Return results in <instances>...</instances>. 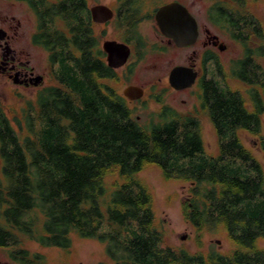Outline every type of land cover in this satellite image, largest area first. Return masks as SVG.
<instances>
[{"label":"trees","instance_id":"1","mask_svg":"<svg viewBox=\"0 0 264 264\" xmlns=\"http://www.w3.org/2000/svg\"><path fill=\"white\" fill-rule=\"evenodd\" d=\"M121 1L130 17L141 8L142 0ZM40 2L41 14L52 18L50 40L54 36L58 44L64 38L66 50L62 30L69 28L71 38L77 35L82 75L77 81L72 73L70 81L64 65L65 91L40 93L24 136L0 108V246L18 244L17 233H22L44 246L69 248L76 230L107 242L115 264H264L258 247L264 238V169L238 136L242 129L259 131L258 115L244 107L236 90L209 84L201 99L220 138L217 156L206 153L200 120L192 115L182 117L164 107L158 122L140 125L127 98L92 86L86 0ZM244 5L245 0H225L215 6L223 9L221 19L235 38L236 9ZM240 14L246 19L240 29L245 40L263 33L258 19L255 28L249 25L252 14ZM150 164L167 179L193 183L184 217L198 232L225 228L235 246L231 253L164 246L155 226L153 194L137 177ZM114 174L118 179L109 183ZM13 256L22 264H46L42 255L24 249Z\"/></svg>","mask_w":264,"mask_h":264},{"label":"flooded vegetation","instance_id":"2","mask_svg":"<svg viewBox=\"0 0 264 264\" xmlns=\"http://www.w3.org/2000/svg\"><path fill=\"white\" fill-rule=\"evenodd\" d=\"M170 2H180L195 17L198 25V36L195 42L180 46L173 38L162 32L156 15L161 6ZM192 2V0H168L159 4L155 3L156 7L146 10L148 0H142L139 2L141 8L137 14L130 17L128 10L122 8L125 1L118 0L115 8L107 5L113 10V16L106 22H100L93 19L91 8L103 3L90 6L86 0L87 7L83 12L90 19L89 69L95 90L99 87L100 91H118L108 83L120 77L130 79L137 72L138 67L144 65V61L149 56L157 58L152 65L153 68L148 69L158 82L153 87L154 90H159L160 87V91L184 93L199 87L201 91H204L212 82L220 83L218 75L223 68L222 55L226 50L225 45L222 38L213 31L211 25L209 26V18L208 22L203 18L205 15L210 17L209 8L206 6L200 9V13L203 14L201 17L193 10ZM40 3V0H0V91H32L37 102L43 91H65L66 69L64 65L68 66L70 81L72 73L75 80H80L81 62L83 61L77 35L74 33L72 37L74 40L70 43L72 38L69 28L64 30L63 24L60 27L67 35V49L64 50L61 45L64 43V38L59 40L58 44H55L54 36H51L50 40L48 23L52 18L41 14L43 10L38 8L41 6ZM236 12H238L236 41L246 48L242 56L236 57V92L242 98L244 107L258 115V127H260L257 132L242 130L260 134L264 120V24L252 9L238 7ZM242 12L253 15L248 18L252 28L256 27L258 19L260 30L263 33L258 36V33L254 32L249 39L245 40L240 32V29L246 25V19L240 14ZM222 15V8H213L211 11V19L220 27L224 26ZM148 22H153L156 40H152L150 35L142 31V25ZM111 26L116 31L115 36H107V28ZM108 41L112 42L114 47L129 50V55L121 64V59L110 62V53L104 47ZM256 41L260 44L259 46H256ZM172 53H175L176 58L180 60L173 63L168 60V56ZM178 67L185 68L188 73H197L196 81L192 86L176 88L171 84V73ZM129 85L140 86L145 92L148 91V85L133 82L128 83L122 91ZM1 98L0 93V103Z\"/></svg>","mask_w":264,"mask_h":264},{"label":"rangeland","instance_id":"3","mask_svg":"<svg viewBox=\"0 0 264 264\" xmlns=\"http://www.w3.org/2000/svg\"><path fill=\"white\" fill-rule=\"evenodd\" d=\"M55 2L57 0H50ZM90 6L103 3L112 7H117L118 0H87ZM168 0H148L146 10L153 9L155 3L159 4ZM171 1V0H169ZM187 1V0H185ZM193 10L201 17V8L206 6L209 8L210 17L205 15L203 18L211 25L213 31L218 34L226 46V50L222 55L223 68L219 72V81L221 85L236 90V76L233 69L236 65V57L242 56L246 51L230 30L225 26L216 25L211 19V11L216 5L225 2V0H192ZM244 7L252 9L264 24V0H245ZM153 22L142 25L143 33L150 35L152 40H156L155 28ZM213 23V24H212ZM59 26L62 21H58ZM99 27V26H98ZM97 27V28H98ZM107 36H115L116 31L113 26L108 27ZM101 27L99 28V31ZM258 40V39H257ZM256 41V46H259ZM248 47V45H247ZM168 60L172 63L180 59L176 58V54L172 53L168 56ZM157 58L149 56L144 65L138 67L137 72L130 78L120 77L118 80L109 82V85L118 89L120 95L128 83L146 84L148 91L144 97L138 101H130L129 106L133 111V117L138 118L140 125L146 127L160 120V113L164 107H169L178 115L194 116L200 120L201 134L204 140L205 151L210 156H217L220 152V138L217 134L215 125L208 112L203 108L199 87H195L193 91L177 93L176 91H160L154 90L153 87L158 83L154 74L148 70L152 69L153 63ZM156 80V81H155ZM239 87V84H238ZM242 89V84L240 83ZM244 89V87H243ZM244 93V91H242ZM1 108L7 113L19 134L23 136L28 133L27 119L31 109L36 110L37 98L32 95V91H0ZM31 114V113H30ZM21 123V126L20 124ZM238 136L244 147L258 160L264 169V120L260 134H253L246 130H239ZM153 194L155 226L163 234L164 246H170L177 249H186L191 253L202 252L208 254L211 251H218L223 254H229L235 246L230 238L227 230L223 227L207 226L202 232H198L196 228L184 217V205L188 203L192 197L191 186L193 183L182 179H167L161 168L157 165L150 164L144 170L137 174ZM109 183L118 179V175H110ZM0 181H4L1 161H0ZM38 231L42 232V224L38 225ZM19 243L13 246H0V264H22L20 260H16L13 253L18 249L28 251L30 255L40 254L44 257L46 264H115V259L110 255L108 244L96 237H82L76 230L71 233L72 244L69 248H60L55 246H44L35 238L27 234L17 233ZM187 235L186 239L182 237ZM258 247L264 251V238L258 240ZM237 249V247H236Z\"/></svg>","mask_w":264,"mask_h":264},{"label":"water","instance_id":"4","mask_svg":"<svg viewBox=\"0 0 264 264\" xmlns=\"http://www.w3.org/2000/svg\"><path fill=\"white\" fill-rule=\"evenodd\" d=\"M91 13L93 19L100 22H106L113 16V10L103 4L93 6ZM156 19L162 32L173 38L180 46L195 42L198 36V25L195 17L180 2H170L161 6L157 12ZM112 44V42L108 41L104 45L105 49L110 53L109 60L110 62H116L121 59V64L129 55V50L114 47ZM196 78V72L188 73L185 68L178 67L172 71L170 82L176 88H185L192 86ZM123 94L128 100L134 101L142 98L145 91L140 86L129 85L125 88ZM186 237L187 235H184L182 238L186 239Z\"/></svg>","mask_w":264,"mask_h":264}]
</instances>
